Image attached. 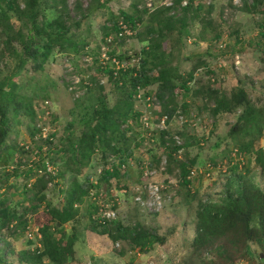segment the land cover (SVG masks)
Instances as JSON below:
<instances>
[{"label": "trees", "instance_id": "trees-1", "mask_svg": "<svg viewBox=\"0 0 264 264\" xmlns=\"http://www.w3.org/2000/svg\"><path fill=\"white\" fill-rule=\"evenodd\" d=\"M110 1L91 0L87 9L83 8L80 1H76L71 10L69 0H53L50 7L54 9L56 17L48 19L39 0H25L22 8L17 0H0V159L11 149L8 138L12 133L13 123H22V119H26L32 129L33 141H42L49 146L46 154L42 152L41 156L38 152L39 160L35 166L31 165L26 170L5 174L0 178V191H4L0 194V242H4L3 247H0V264H67L68 260L74 257V244L78 240V234L75 230L69 236L65 227L79 221V206L85 202L91 190L99 188L92 182L91 175H88L83 183L76 177H80L83 170L90 166L96 153H100L102 158L107 160L114 150L118 151L117 164L113 165V171L103 172L101 182L110 183L123 177L120 167L134 155L132 145L129 146L132 138L128 136L132 126H128V129L124 126L130 120L137 123L141 115L135 108L134 96L137 87L146 89L155 86L163 115L169 116L170 119L180 111L176 103L178 85L181 84V88L187 93L190 92L188 79L179 74L176 68L166 66L162 46L164 39L175 30L180 38L188 34V16L199 19L204 5L194 6V0H189L182 8L181 17L171 13L177 4L182 5V0H177L173 7L159 8L151 14H148V11L132 16L121 13L123 21L134 30L139 23L144 24V17L147 16L148 25L137 35L139 42L149 45L137 55L140 57L142 70L137 72L133 69L124 74L121 79L124 82L122 86L114 81L118 97L113 106L108 104L103 87L100 88L99 95L89 97L94 103L89 101V104L83 107L86 114L79 121V135H76L74 130L78 123L76 115L82 105L81 99L74 100L76 104L71 112L73 120L68 124L67 135L59 148L52 149L51 139L42 138V133L35 124L37 114L34 103L46 96L49 86L55 87V84L48 78H45L48 80L45 85L42 80L28 82L24 75L30 71L44 73L46 65L54 59L56 53L80 54L89 43L86 38L76 34V31L82 29L84 20L94 12L107 9ZM212 10L213 7L208 9L209 15ZM251 10L259 11L257 1H254ZM72 12H75L76 16L73 17ZM111 21L114 24L112 29L103 28L107 35L118 31L119 22L117 23L113 16ZM176 25L180 28L177 29ZM213 29L217 31L216 27ZM214 38L220 43L222 34L216 33ZM8 56L13 58L15 63L13 69L4 64ZM151 65L153 67L150 69ZM192 79L193 74L190 77V80ZM91 81H97V77ZM206 96L214 103L211 111L215 117L235 113L242 108L244 110L229 132L230 139L236 145L234 150H237L236 156L228 159L231 176L227 178L222 192H219L218 200L208 198L205 202L199 201L196 234L191 246L193 252L189 259L198 256L201 261L208 260L210 264H237L247 258L258 263L256 255L251 252V245L257 244L262 251L264 262V148H255L256 142L262 138L264 132V107H252L249 96L241 85L229 94L210 90ZM16 145L13 141L12 147ZM22 150L26 152L25 148ZM26 153L28 158L32 157V151ZM173 153L170 152L168 156L169 172L173 173L174 170L171 169L172 165H175L174 169H179L184 185L188 186L189 170L196 163L180 162L174 158ZM246 153L254 155L256 163L261 167L262 180L259 183L247 173L238 172L239 167L245 164ZM57 157H60L64 165L57 177L62 179L70 175L74 178L67 188L59 191L64 199L62 207L54 206L47 192L48 185L55 178L46 172V163L54 165ZM41 170L43 175L39 174ZM21 178L23 184L20 182ZM6 187L14 189V192L7 193ZM16 196L21 200L14 203ZM27 202L31 203L29 209L25 205ZM41 210L51 221V224L38 230L41 248L33 249L35 244L29 241L24 250L17 252L15 242L23 235L26 236L30 229L28 214L37 215ZM92 212L89 214L88 229L96 236L105 237L113 243L127 244L131 253L138 249L139 253L146 255L156 244L165 243V238L157 229L146 228L140 223L125 226L121 221L101 226L92 219L95 210ZM3 231L5 235H9L10 241H6ZM55 233L60 235L59 239L55 238ZM205 249L210 250L212 256L204 257L201 253ZM121 253L125 255L128 250L124 249ZM11 255L17 256L12 262L8 260ZM96 264L106 263L98 261Z\"/></svg>", "mask_w": 264, "mask_h": 264}, {"label": "rangeland", "instance_id": "rangeland-1", "mask_svg": "<svg viewBox=\"0 0 264 264\" xmlns=\"http://www.w3.org/2000/svg\"><path fill=\"white\" fill-rule=\"evenodd\" d=\"M17 1L22 8L25 0ZM52 1L39 0L48 19L56 17L54 9L50 7L53 4ZM76 1H80L84 9H87L91 4V0H69L71 10H73ZM164 1L111 0L107 9L94 12L92 16L84 20L82 29L76 31V34L86 38L89 43L86 48L81 50L80 54L56 53L54 59L46 65L44 73L30 71L24 75V79L28 82L42 80L45 85L48 80H51L55 84V87L54 85L49 86L46 96L34 103L38 119L35 124L37 127L39 124H44L46 131L42 138L51 139L52 149L59 148L67 135V126L73 120L71 112L75 108L76 101H74V95L66 88V83H70L73 76H91L90 81L97 77V81H91L90 90L86 91L84 88L80 90L84 92V95H81L82 105L77 110L78 123L74 130L76 135L81 132L79 121L86 114L83 107L89 104V97L99 95L100 88L103 87L104 95L110 106H113L117 100L114 80L109 79L108 75L104 74L98 66V59L103 53L102 48L107 46L106 37L109 35L103 28H113L112 16L118 23L123 20L121 13L132 16L148 11V14H151L147 3L154 2L155 6H160ZM188 1L182 0V2ZM254 1H257L259 11L251 10ZM199 4L204 5V10L200 12L199 19L192 15L188 16L187 31L189 33L180 38L175 30L164 39L162 46L166 66H170L171 69L176 68L179 74L188 79L189 93L180 87L181 84L176 90V103L182 112L183 120H173L166 133L146 131L140 123L134 122L128 133V136L132 138L129 146L132 145L134 155L130 158L126 176L122 174L124 176L121 179L112 180L110 183L101 182L100 171L117 164V150H114L107 160H104L100 153H96L90 166L83 170L80 177H76L79 182L83 183L86 177L91 175L94 182L98 183L94 184L99 186L93 191L104 193L102 198L104 204L117 205L118 202L115 200L120 201L122 224L134 226L140 223L146 228L157 229L159 234L165 238V243L156 244L152 248L151 254L146 255L139 253L138 249H134V252L131 253L128 245L120 242L113 243L108 240L107 243H103L88 229L90 212L95 210L94 214H96V203L89 195L85 202L79 206V221L65 227L66 234L69 236L75 230L78 234V240L74 244V261L71 258L67 264H96L98 261L106 264H210L208 260L201 261L198 256L189 259L193 252L191 246L196 234L199 201L205 202L208 198L218 200L219 192H222L227 178L231 176L232 170H228L230 168L228 159L234 157L232 153L236 145L230 139L229 132L240 118L244 108L235 113L221 114L215 117L211 111L214 103L208 99L206 93L210 90H220L222 93L229 94L235 87L241 85L249 96L252 107H264V0H194V6ZM183 7V4H177L171 14L181 17ZM210 7H213V10L209 15ZM72 16H76L75 12H72ZM144 20V24L139 23L135 28L136 35L133 38L128 41L115 40L111 46H108L112 55L122 61L139 60L141 62L137 55L149 47L147 43L137 40V35L143 32L148 25L147 16L144 17ZM213 27H216L217 31H214ZM176 28L179 29L180 26L176 25ZM216 33L222 34L220 43L215 41ZM111 35H115V32H111ZM0 36H2L1 30ZM236 56L240 57L241 65L239 67L235 65ZM87 58L95 60L88 70L85 68ZM223 60L224 65L221 66ZM4 64L10 69L15 66L13 58L9 56ZM134 64L131 63L128 72L133 69H139V72L142 70L141 65L140 68H136ZM149 67L151 69L153 66ZM6 70L8 71V69ZM191 74H193L192 80H190ZM100 79L105 84H101ZM145 93L157 98L155 86L146 88ZM44 101L49 102L48 108L42 105ZM90 103L94 102L90 101ZM185 106L187 107L183 110L182 108ZM135 108L142 113L146 110L144 102L137 103ZM45 111L46 114L49 112V115H46ZM150 111L152 122L157 124L164 114L160 102L155 109H150ZM40 116L43 119L39 120ZM22 120V123H13L12 133L8 138L11 149L0 159V178L5 174L26 170L31 165L35 166L39 157L33 153L38 151L42 156L49 148L48 144L42 141H33L32 129L29 128L26 119ZM124 128L128 129L126 125ZM176 135L181 138L182 147L180 148L174 146L173 138ZM13 141L17 143L15 147H12ZM26 145L31 147L29 151H26H32L30 158L22 150ZM255 148H264V132L262 138L256 142ZM175 149L176 151H174ZM178 151L181 152L178 153ZM170 152H174V158L180 162L194 161L196 163L189 170V174L191 170H196L197 175L192 181H188L190 182L188 186L184 185L179 169H174L175 165H172L173 173L169 172L170 159L168 156ZM244 157L245 164L237 171L243 174L247 173L256 182H261V167L256 163L255 156L246 153ZM165 160L167 161L166 171L161 174L160 164ZM142 163H151V166L159 174L156 179L158 183L165 182L168 186L164 194L170 199L159 214L139 210L133 202L134 189L141 183ZM53 166L56 171L54 175L50 176L55 180L48 185V198L54 206L62 207L64 199L59 191L67 188L74 178L70 175L62 179L57 177L64 166L60 157L54 160ZM22 180L21 178L20 182L23 184ZM8 188H5L7 193L14 192V189ZM123 191L126 193H122ZM3 192L0 191V194ZM115 194L118 195V198L114 197ZM19 200H21L19 196L13 199L14 203ZM25 205L29 209L31 203L27 202ZM42 211L37 215L28 214L30 231L37 233L42 226L51 222L50 218L48 219ZM54 236L56 239L60 238L59 234L55 233ZM5 237L7 242L11 240L9 235H5ZM29 241L28 237L23 235L15 242L16 251L24 250ZM3 244L4 242H0V247H3ZM124 249L128 250V253L122 255L121 251ZM251 252L256 255L255 259L258 263L245 258L237 264H264L259 245L252 244ZM201 254L204 257L212 256L211 251L206 249ZM16 257L11 255L8 260L12 262ZM186 260L190 262L186 263Z\"/></svg>", "mask_w": 264, "mask_h": 264}, {"label": "built area", "instance_id": "built-area-1", "mask_svg": "<svg viewBox=\"0 0 264 264\" xmlns=\"http://www.w3.org/2000/svg\"><path fill=\"white\" fill-rule=\"evenodd\" d=\"M184 7L187 5V2H182ZM175 5V0H165L160 4V6H155L154 2L147 3L148 10L151 12L156 11L159 8L163 7H173ZM136 35V30H134L132 27H130L128 24H126L123 20L119 21L118 25V31L115 33V35H108L106 37V44L107 46H104L102 48L103 53H101L99 59H98V66L101 71L104 72V74H107L109 79L112 78L114 81H117L120 86L124 84L122 79V76L126 73H129V68L131 66V63H135L134 66L136 68H140L139 60H133V61H122L116 56L112 55L110 52V49L108 46H111L115 40H121V41H128L131 38H133ZM86 66L85 68L88 70L93 64L94 59L93 58H87L85 60ZM224 65V60L221 62V66ZM235 65L239 67L241 65L240 57L236 56L235 59ZM108 72V73H106ZM137 72H139V69H137ZM91 76L89 77H80V76H73L71 79V82L66 83L67 91L72 93L74 95L75 99L78 100L81 98V95H84V92H81V88H84L86 91H88L91 86L92 82L89 80ZM101 80V79H100ZM107 81V79H105ZM101 84H105L101 80ZM86 94V93H85ZM134 100L137 103L144 102L146 106V110L142 113L138 119V123H140L141 127L146 131H159L161 133H166L169 130V127L173 120H183V115L180 111L176 113L174 118L170 119L169 116L163 115L157 124L152 122L151 117V111L150 109H155L159 105L158 99L155 97H152L150 95H147L145 93V89L143 87H137L136 93L134 96ZM42 105L45 108L49 107V102L44 101ZM46 111L48 109H45ZM45 111V114H46ZM46 115H49V112H47ZM43 119L41 116L39 117V120ZM38 121V119H37ZM134 122L130 120L128 126H132ZM41 133L42 137L45 130L44 124H39L37 127ZM174 146L175 147H182L181 138L176 135L173 138ZM31 147L29 145L25 146V150L29 151ZM181 151H178L180 153ZM237 150H234L233 156H236ZM38 151L34 152V155L37 156ZM36 159V158H35ZM129 161L124 165L120 167L121 175L126 173V170L128 169ZM243 161V158H242ZM166 165L167 161H162L160 164V171L161 174L166 171ZM105 170L113 171V166L111 165L107 169H104L100 171V174H103ZM141 170H142V178L141 183L134 189V195H133V202L137 206L139 210H145V212L151 213V214H159L163 211L165 205L168 203V199L165 196V191L168 189V186L165 184V182L158 183L156 180L158 177L157 170H154V168L151 166V163H142L141 164ZM43 170L39 171V174L43 175ZM55 167L50 162L46 163V172L49 175L55 174ZM123 175V176H124ZM197 175L196 170H191L189 176L187 177L188 181H192V179ZM93 182V181H92ZM94 183V182H93ZM98 184L97 182L95 183ZM126 193V191H123L122 193ZM90 198L95 201L96 203V214L93 215L92 219L98 223V225L104 226L108 223L114 222V221H120V201L118 199L115 200V202H118L117 205H106L103 203V192L93 191L91 190ZM116 198H118V195L115 194ZM28 239L30 241L34 242V248H41L40 239L41 236L35 232L30 231V229L27 231Z\"/></svg>", "mask_w": 264, "mask_h": 264}, {"label": "crops", "instance_id": "crops-1", "mask_svg": "<svg viewBox=\"0 0 264 264\" xmlns=\"http://www.w3.org/2000/svg\"><path fill=\"white\" fill-rule=\"evenodd\" d=\"M138 111V110H137ZM141 113V112H140ZM92 181L94 182V180H93V178H92ZM95 183V182H94ZM99 238H100V240L101 241H103V243L105 242V243H107V239L105 238V237H101V236H98ZM149 254H151V252L149 253Z\"/></svg>", "mask_w": 264, "mask_h": 264}]
</instances>
